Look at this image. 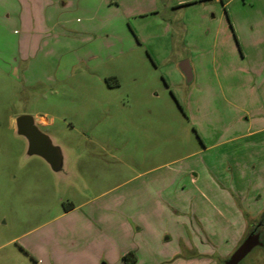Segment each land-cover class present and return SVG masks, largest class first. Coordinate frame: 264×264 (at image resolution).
I'll return each instance as SVG.
<instances>
[{
  "label": "rangeland",
  "instance_id": "1",
  "mask_svg": "<svg viewBox=\"0 0 264 264\" xmlns=\"http://www.w3.org/2000/svg\"><path fill=\"white\" fill-rule=\"evenodd\" d=\"M176 1L0 0V264H47L50 249L87 241L81 215L110 199L124 216L153 217L137 249L142 236L154 250L168 236V249L231 247L229 228L220 246L201 226L223 227L218 199L236 200L232 168L246 156L232 153L247 152L248 140H227L242 132L233 120L241 108H264L248 70L258 58L243 59L230 35L231 23L264 26V0H224L229 20L220 1L173 11ZM169 20L180 21L175 45L163 35ZM141 27L151 38L139 39ZM257 52L263 60L264 45ZM182 57L197 68L190 85L176 68ZM19 116L48 120L37 127L62 152L59 171L27 154L12 128ZM91 199L73 218L62 214V203ZM262 219L253 228L263 246L241 264H264Z\"/></svg>",
  "mask_w": 264,
  "mask_h": 264
},
{
  "label": "crops",
  "instance_id": "2",
  "mask_svg": "<svg viewBox=\"0 0 264 264\" xmlns=\"http://www.w3.org/2000/svg\"><path fill=\"white\" fill-rule=\"evenodd\" d=\"M188 1L191 0H177L176 3L171 4V7L173 8V11H176L178 8L185 6ZM200 1L203 2L209 0ZM211 1H220L223 7L226 6L225 13L229 20L230 16L227 11V4L232 0H229L228 2H225L224 0ZM150 13L153 14L154 11H151ZM223 17V15L220 16V24L214 34L213 43L211 44L212 46L218 44L221 36ZM169 21V24L165 27L166 29H164L166 33L163 35L168 37L167 39L170 44L175 45L176 38L173 37V33L179 28L178 23H180V21ZM230 27L232 30L230 35L236 37L237 44L241 48L242 58L245 59L246 57H249L252 59L251 56L258 58L256 62L257 65L248 68V70L252 77L257 80L256 86L258 92L264 90V58L263 60H260L259 52H257V54L253 53V48L264 45V26L254 24L250 27H245L241 25L239 28L231 23ZM140 30V33L137 32V35L140 34L139 39H141L140 36H142L143 39H148L151 36L146 31L147 28L145 29V27H141ZM243 30L245 33H243ZM230 37L231 36L225 34V40L230 39ZM162 41H164V39ZM245 49L248 53H244ZM180 59L181 60L175 62L176 68H178V73L180 74L179 76H181L186 84L190 85L196 79L197 68L193 64V58L182 57ZM254 60L256 61V59ZM183 61L188 62L192 75L190 81L186 80V77L180 68ZM180 85H183V83L178 84L177 86ZM241 111L242 114L233 120L231 130L236 131L234 129H238L242 130V132L233 138L227 139L228 141L240 138L248 140L247 152L232 153L233 157L238 156V154H241L242 158L246 156V162L243 163L242 161L241 167H238L239 162H236V168H232L233 179L236 182L231 183L233 187L231 192L236 194V196L234 195L236 200L234 198L229 201L218 199L223 211L216 210L215 216L219 217V219L216 218V221H221L223 227H217L215 225L213 228L208 224L201 226V229L206 232L205 235H209V237L216 239V243L219 239L218 245L220 246H222L220 239L226 238L225 227L229 228L230 231L234 232V234H232L234 240L230 248L210 250L168 249L166 248V243L167 241H171V237L168 236L163 243H160L162 249L154 250L148 246L145 237H140L139 235V237L142 238L141 244L143 247L137 249L135 247H137L136 239L138 238L139 231L149 228L150 224L153 222V217L142 214L140 217L135 216V218L124 216L120 210H117V207L120 206L119 200L110 199L103 201L99 205H95L93 209L91 208L87 213H83L81 218L76 217L80 218L79 220L85 224L86 234L84 236H86L87 241H85L83 236V240L81 238H78L77 240L76 238H72L73 241L68 243L69 248L55 249L53 252H51L52 249H50L49 252L45 251L48 252L45 256L49 260V263L47 264H125L123 257L129 253H132L135 257V262L133 264H222L232 255L247 235L254 230L253 227H255L262 218V224L264 226V108L253 109L252 111L250 109L241 108ZM38 123H41L42 126L49 125L48 120L44 117L40 118ZM13 125L12 121V128L14 127ZM258 144L261 147L259 153H251V149ZM205 147L207 148V146ZM257 159L259 161L258 168H256ZM244 164H249L246 170L247 174L244 170ZM187 169L188 170H185V174L186 172L193 171V169ZM197 179V175L193 176L190 179V184L194 185L197 182ZM92 202L95 201H92L91 199L81 202L80 204H75L73 202L66 203L71 205L69 206L70 209L68 211L64 210L63 204L65 203H62V214L66 217L72 216L73 218L74 215L72 214L74 211L83 206H89ZM214 219L215 218L212 219L211 217L209 223L214 221ZM123 230L124 233H126V238L125 235L123 236ZM75 243L76 245L78 244L77 247L75 246ZM37 260V263L40 262L43 264L44 262L41 258H38Z\"/></svg>",
  "mask_w": 264,
  "mask_h": 264
},
{
  "label": "water",
  "instance_id": "3",
  "mask_svg": "<svg viewBox=\"0 0 264 264\" xmlns=\"http://www.w3.org/2000/svg\"><path fill=\"white\" fill-rule=\"evenodd\" d=\"M187 81L191 80V71L187 61H183L180 65ZM40 118L32 116H19L13 120L15 132L26 139L27 154L43 159L52 171H59L63 163V154L60 149L54 146L49 137L41 132L37 127ZM257 246L262 247L260 234L256 229L251 231L243 242L237 247L232 255L222 264H241V261Z\"/></svg>",
  "mask_w": 264,
  "mask_h": 264
},
{
  "label": "trees",
  "instance_id": "4",
  "mask_svg": "<svg viewBox=\"0 0 264 264\" xmlns=\"http://www.w3.org/2000/svg\"><path fill=\"white\" fill-rule=\"evenodd\" d=\"M69 206H71V205L70 204H66V203L63 204L64 210L68 211L70 209ZM123 261L125 262V264H133L135 262V257H134V255L132 253H129V254H127V255H125L123 257Z\"/></svg>",
  "mask_w": 264,
  "mask_h": 264
}]
</instances>
